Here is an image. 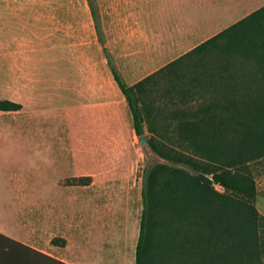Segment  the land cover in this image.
Wrapping results in <instances>:
<instances>
[{"label": "rangeland", "instance_id": "374dc122", "mask_svg": "<svg viewBox=\"0 0 264 264\" xmlns=\"http://www.w3.org/2000/svg\"><path fill=\"white\" fill-rule=\"evenodd\" d=\"M93 1L108 50L128 84L264 5V0ZM218 43L203 50L201 59L186 57L180 76L146 83L144 101L152 111L145 116L148 138L156 135L154 126L161 140L176 141L186 151L176 127L198 118L181 113L220 96L217 88H205L208 92L195 82L207 65L230 56L225 41ZM188 88L197 91L181 93ZM0 100L12 107L0 108V203L26 198L78 215L102 209L116 217L110 224L140 231L145 170L167 160L142 143L134 128L88 0H0ZM249 166L264 216V157ZM192 203L191 237L210 228L218 232L219 211Z\"/></svg>", "mask_w": 264, "mask_h": 264}, {"label": "trees", "instance_id": "16d2710c", "mask_svg": "<svg viewBox=\"0 0 264 264\" xmlns=\"http://www.w3.org/2000/svg\"><path fill=\"white\" fill-rule=\"evenodd\" d=\"M88 1L108 64L128 100L139 135L146 133L145 116L152 113L144 101L146 83L155 77L180 76L186 57L220 47L219 40L225 41L223 48L230 54L195 77L203 89L217 88L220 96L193 113H181L198 118L176 127L183 136L179 144L186 151L177 149L176 141L161 140L158 129L150 127L156 135L148 138L149 143L167 161L145 170L136 264H264V216L256 206L257 184L249 168L264 157V5L128 84L108 50L96 5ZM187 90L181 93L191 96L197 91ZM7 102L0 100V108H12ZM164 129L169 131V126ZM218 184L225 192L216 188ZM192 202L219 211L218 232L210 228L191 237L188 211Z\"/></svg>", "mask_w": 264, "mask_h": 264}, {"label": "crops", "instance_id": "0c3cea01", "mask_svg": "<svg viewBox=\"0 0 264 264\" xmlns=\"http://www.w3.org/2000/svg\"><path fill=\"white\" fill-rule=\"evenodd\" d=\"M45 205L26 198L0 203V264H136L139 229L110 224L116 217L102 209L78 215Z\"/></svg>", "mask_w": 264, "mask_h": 264}, {"label": "water", "instance_id": "95a60500", "mask_svg": "<svg viewBox=\"0 0 264 264\" xmlns=\"http://www.w3.org/2000/svg\"><path fill=\"white\" fill-rule=\"evenodd\" d=\"M140 139H141L142 143H144L145 145H148L149 144L148 134H142V135H140Z\"/></svg>", "mask_w": 264, "mask_h": 264}]
</instances>
